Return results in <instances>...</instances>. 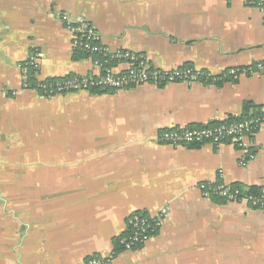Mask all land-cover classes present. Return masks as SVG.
I'll use <instances>...</instances> for the list:
<instances>
[{
  "label": "crops",
  "instance_id": "crops-1",
  "mask_svg": "<svg viewBox=\"0 0 264 264\" xmlns=\"http://www.w3.org/2000/svg\"><path fill=\"white\" fill-rule=\"evenodd\" d=\"M62 13L84 18L111 51L143 54L156 69L220 76L264 61V12L244 0H0V88L20 87L18 65L31 47L40 79L93 71L90 58L71 51ZM257 113L264 74L219 86L0 95V264L107 258L132 213L163 207L158 233L108 264H264V211L204 199L198 188L219 174L244 193L264 192V128L248 140L254 156L245 167L233 142L217 150L155 143L164 130Z\"/></svg>",
  "mask_w": 264,
  "mask_h": 264
},
{
  "label": "built area",
  "instance_id": "built-area-1",
  "mask_svg": "<svg viewBox=\"0 0 264 264\" xmlns=\"http://www.w3.org/2000/svg\"><path fill=\"white\" fill-rule=\"evenodd\" d=\"M246 5L256 7L264 12L263 0H244ZM60 20L70 37L73 53H83L91 59L93 71L85 76L68 78H39V52L31 47L27 60L18 65L22 76L20 87L15 90L0 88V95L15 98L21 92H32L43 98H53L70 93L91 91H124L143 85L163 87L169 84L194 83L207 84L214 77L205 71L191 67L162 70L153 68L143 54H136L126 50L111 51L100 43V36L92 29L84 18H73L67 13L59 15ZM114 63L110 65V63ZM264 74V61L251 66L230 69L224 76L236 81L240 77ZM33 77L34 83L29 82ZM264 128V113L231 122H221L191 128L168 129L155 137V143L172 149L187 146L211 145L219 149L227 142H233L242 154L240 165L245 167L253 159L254 153L250 149L249 138ZM199 184L198 188L204 199H219L226 202L244 203L252 209L264 211V194L252 195L232 188L221 181ZM168 213L163 207L154 214L143 212L132 213L126 221L127 235L118 240L120 251H133L151 240L161 229ZM116 252L111 251L107 258L92 256L84 264H108Z\"/></svg>",
  "mask_w": 264,
  "mask_h": 264
},
{
  "label": "trees",
  "instance_id": "trees-1",
  "mask_svg": "<svg viewBox=\"0 0 264 264\" xmlns=\"http://www.w3.org/2000/svg\"><path fill=\"white\" fill-rule=\"evenodd\" d=\"M75 54H78L79 56H84V57H87V55L83 54V53H75ZM79 56H76V57H79ZM114 63H110V65H113ZM226 73V72H224ZM224 73L220 76H214L212 77L211 79H209L208 83L207 84H212V85H215V86H219L221 84H223L224 82H228V81H234L232 80L231 78L227 77V76H224ZM30 83H34L35 80L33 79V77L29 78L28 79ZM94 92V91H92ZM96 92V91H95ZM99 92H104V91H99ZM251 108L250 104H245V112L248 111L249 109ZM256 115H261V113H257V114H252L250 116H247V117H251V116H256ZM246 117V118H247ZM236 121V120H235ZM228 122H231V121H228ZM248 194H252V195H263L264 192H261L259 191L258 189H250L248 192H246ZM127 235V232L125 234V236ZM120 237L116 238L114 240V245H115V249H114V252H119L120 251V248L118 247V240H119Z\"/></svg>",
  "mask_w": 264,
  "mask_h": 264
}]
</instances>
